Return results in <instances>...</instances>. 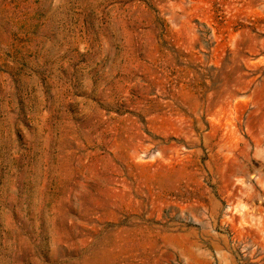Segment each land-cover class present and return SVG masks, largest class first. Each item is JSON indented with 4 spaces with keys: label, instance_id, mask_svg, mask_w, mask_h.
Masks as SVG:
<instances>
[{
    "label": "rangeland",
    "instance_id": "1",
    "mask_svg": "<svg viewBox=\"0 0 264 264\" xmlns=\"http://www.w3.org/2000/svg\"><path fill=\"white\" fill-rule=\"evenodd\" d=\"M0 264H264V0H0Z\"/></svg>",
    "mask_w": 264,
    "mask_h": 264
}]
</instances>
